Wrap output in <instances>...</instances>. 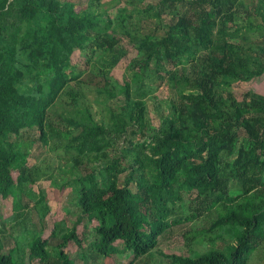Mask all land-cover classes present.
Masks as SVG:
<instances>
[{
  "label": "trees",
  "instance_id": "obj_1",
  "mask_svg": "<svg viewBox=\"0 0 264 264\" xmlns=\"http://www.w3.org/2000/svg\"><path fill=\"white\" fill-rule=\"evenodd\" d=\"M45 147L78 216L49 255L42 223L25 230L14 214L40 260L75 264L62 247L81 245L86 219L104 257L120 240L132 259L248 264L264 244V0H0L3 193L33 191L32 150ZM200 218L185 238L203 235L204 251L160 250L171 225ZM16 238L0 264H23Z\"/></svg>",
  "mask_w": 264,
  "mask_h": 264
},
{
  "label": "rangeland",
  "instance_id": "obj_2",
  "mask_svg": "<svg viewBox=\"0 0 264 264\" xmlns=\"http://www.w3.org/2000/svg\"><path fill=\"white\" fill-rule=\"evenodd\" d=\"M74 9L75 7L71 6L70 10L72 13H74ZM133 55L134 52L127 53L114 68L113 73L119 76L129 58ZM157 93L162 97H166L167 90L164 88ZM148 101L152 103L151 99H148ZM150 115L153 116L154 111H150ZM154 122L157 123V118H154ZM32 151L36 154L33 161L35 166H33L34 169L32 170L36 177V183L32 186L33 191L31 190L24 194L20 193L15 187V191L5 194L3 193L5 189H0V242L3 243L2 252H7L16 245L15 237H17L16 239L23 243L20 250L23 264H47L46 258L42 261L34 251H30L28 243L33 235L29 236L27 232H22L19 226L25 223V230H33L35 227L36 230H40V223H42V236L48 240V254L53 255L57 251L56 245L61 241V238H59V235L53 237L52 232L59 231L61 229L60 225H63V228L70 227L76 221L78 209L75 206L73 193L69 186L62 187L58 191L56 188L58 186L51 183L50 172L53 173L59 157L47 147L33 149ZM58 152L60 153V151ZM56 173L57 171L53 174V177L58 183L68 178L65 174ZM12 175L15 177L16 172H13ZM37 201L45 202L49 208L48 214L42 219L36 209ZM68 208L70 210H67ZM21 211L24 212L23 220L25 222L21 221L19 226L13 225L14 214ZM94 224L95 222L92 220L82 219L75 226V234L81 241L80 246L73 240H68L63 244V251L68 254L75 264H168L169 258H165L157 252L132 259V254L124 250L120 240H116L111 244L108 256L104 257L97 254L94 247L91 246L95 238L93 233ZM206 224L207 222L200 218L171 225L160 238V250L166 253L188 254L189 256L193 252L204 251L209 245V241L205 240L203 242V235L200 234L195 242L185 238V235L205 227ZM119 225L125 228L128 223L122 220ZM14 250L16 249L14 248ZM11 254L17 258L15 251L11 252ZM248 264H264V244L251 253Z\"/></svg>",
  "mask_w": 264,
  "mask_h": 264
}]
</instances>
